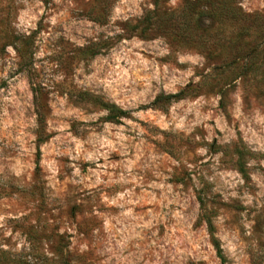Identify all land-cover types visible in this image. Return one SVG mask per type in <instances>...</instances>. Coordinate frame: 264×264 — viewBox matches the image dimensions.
Returning a JSON list of instances; mask_svg holds the SVG:
<instances>
[{"label": "rangeland", "instance_id": "rangeland-1", "mask_svg": "<svg viewBox=\"0 0 264 264\" xmlns=\"http://www.w3.org/2000/svg\"><path fill=\"white\" fill-rule=\"evenodd\" d=\"M152 7L0 0V264H221L207 224L224 264H264V66L127 33Z\"/></svg>", "mask_w": 264, "mask_h": 264}, {"label": "trees", "instance_id": "trees-1", "mask_svg": "<svg viewBox=\"0 0 264 264\" xmlns=\"http://www.w3.org/2000/svg\"><path fill=\"white\" fill-rule=\"evenodd\" d=\"M152 6V9L145 11L135 24L127 27V33L142 38L161 33L169 37L173 44L194 47L205 57L225 52L247 54L249 63L252 62L254 65L259 61L260 65L264 66V10L262 13H244L232 0H182L181 6L173 10L165 8V0H152ZM207 22L217 24L213 34L208 32L209 27L203 28ZM222 26H227L230 30L225 32ZM33 93L37 117L36 140L39 145L46 138L43 129L44 117L40 106L36 104L35 90ZM186 93V89L174 94L160 93L149 107L164 109L167 104L183 99ZM102 105L107 111L106 119L109 122L117 121L118 118H128L127 111L111 104ZM207 229L216 255L221 264H224L222 250L213 237L210 224H207Z\"/></svg>", "mask_w": 264, "mask_h": 264}]
</instances>
